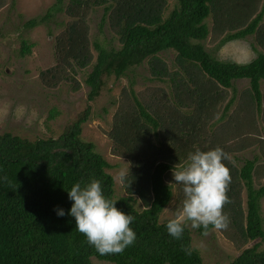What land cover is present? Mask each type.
<instances>
[{"label": "trees", "instance_id": "1", "mask_svg": "<svg viewBox=\"0 0 264 264\" xmlns=\"http://www.w3.org/2000/svg\"><path fill=\"white\" fill-rule=\"evenodd\" d=\"M259 1L175 0L168 11L165 0H56L42 18L27 22L26 28H33L59 13L67 18L55 39L56 65L40 74L42 79L50 75L52 86L67 69L73 72L74 68L89 67L84 85L88 88L87 101L93 102L117 79L146 63L153 80L168 83L176 94L171 104L163 103L161 111L151 112L152 108L142 105L132 91V103L126 104L123 97L109 132L113 155L131 163L121 197L115 196L113 179L106 173L111 167L93 144L80 138L81 127L90 117L89 106L66 124L56 139L30 141L0 134V264H92V259L107 264H203L199 253L191 248L188 230L176 240L167 234L165 223H159L172 198L165 179L170 175L173 184L171 169L181 165L189 151L219 146L230 155L232 146L227 144L242 137L243 130L249 136L250 129H243L241 123L229 124L221 135L213 129L233 103L231 97L217 118L223 93L233 92L235 81L248 82L245 98L258 108L264 54L257 53L244 65L220 62L205 51L202 42L209 34L204 22L212 18L215 34L224 35L220 46L251 36L258 29L257 41L264 49V21L258 28L264 4L246 26ZM97 8L102 9L100 31L107 27L118 48L111 47L110 42H90L84 20L88 11ZM235 17L239 18L236 23H227ZM243 26L246 28L238 30ZM31 48V43L22 41L19 55L29 54ZM91 50L96 53L94 63ZM168 50L175 53V71L171 73L158 57ZM55 114L51 112L49 119ZM224 163L231 182L226 190L229 202L222 211L231 228L240 234L242 244L256 242L229 264H264V248H260L264 239L260 216L264 185L257 190L253 187L256 159L243 161L239 168ZM90 178L98 179L104 195L134 218L130 226L136 239L121 253L98 254L76 231L74 218L67 215L71 201L65 189ZM241 186L245 190L244 213L238 199ZM137 204L142 205L141 210ZM54 207L63 208L65 216L57 217ZM211 229L209 226L208 231ZM197 232L203 235L201 229ZM182 247L190 248V254Z\"/></svg>", "mask_w": 264, "mask_h": 264}, {"label": "rangeland", "instance_id": "2", "mask_svg": "<svg viewBox=\"0 0 264 264\" xmlns=\"http://www.w3.org/2000/svg\"><path fill=\"white\" fill-rule=\"evenodd\" d=\"M56 0H0V134L10 133L21 139L34 141L37 138L56 139L66 124L81 114L85 107L90 108V117L81 127L80 138L85 143H91L95 151L111 167L106 171L114 182L116 197L123 196L122 183L116 178L120 170L128 172L131 163L127 158L116 157L112 153V144L109 140V132L112 127L113 117L123 97L126 104L132 103L130 91L138 101L150 112L162 110L163 103L171 104L176 90L168 83H159L153 80L148 67L142 64L133 74L129 73L117 79L109 85V89L103 90L93 102L87 101L88 88L84 85L86 75L90 68H74L63 75H58L57 84L52 86L50 75L41 78V72L55 67L54 44L56 37L63 30V23L67 22L62 14H57L53 19L39 22L33 28H26L29 21L38 20L44 16L49 7ZM168 11L175 4V0H165ZM264 4L260 0L256 8V14L246 22L249 25ZM102 9L90 10L85 18V26L90 42L111 43V47L118 48V43L111 40L113 33L107 27L99 29ZM241 19V18H240ZM238 17L230 19L227 23H236ZM264 21V12L259 23L260 28ZM209 34L202 42L205 51L220 62H230L244 65L252 61L257 53L264 54V49L258 44L259 32L247 36L241 40H235L220 46V40L224 35H216L213 30V19L205 20ZM246 26L238 30L245 29ZM32 44L30 53L21 57L19 49L21 42ZM92 61L96 53L91 50ZM163 66L168 72L175 71V53L171 50L158 55ZM61 77V78H60ZM56 82V80H55ZM108 83L110 80L107 81ZM73 88H76L75 90ZM259 90L261 102L258 108L246 94L249 92V84L246 80L235 81L233 92L224 91V102L218 109L217 118L222 114V108L233 97V103L222 122L214 126L218 135L223 134L229 124H243V129H250V134L243 130L242 137H235V141L227 145L232 146L229 156L232 165L239 168L243 161L256 159L254 173L252 174L253 187L257 190L264 185V82H260ZM131 106V104H130ZM56 113L49 119L50 113ZM243 145L245 147H243ZM242 147V148H241ZM241 148L240 151H236ZM171 174V173H170ZM170 175L165 179V184L171 186L172 198L168 206L159 216V223H166L173 218L179 209L182 193L178 185L169 182ZM172 179V176H171ZM238 199L241 210H245V190L241 186ZM138 210L142 209L137 204ZM260 216L263 219L264 229V198L260 201ZM189 232L191 248L199 253L203 264H229L240 253L252 247L256 242L242 244L239 233H236L228 224L224 229H211L207 234L199 235L197 229H192L190 224L185 228ZM260 248H264V239L260 242ZM92 264H107L91 260Z\"/></svg>", "mask_w": 264, "mask_h": 264}, {"label": "clouds", "instance_id": "3", "mask_svg": "<svg viewBox=\"0 0 264 264\" xmlns=\"http://www.w3.org/2000/svg\"><path fill=\"white\" fill-rule=\"evenodd\" d=\"M224 161L232 163L229 154L219 146L207 150L195 148L186 154L181 165L175 164L171 169L173 184L179 186L183 199L177 213L164 225L170 237L181 239L189 224L203 234H207L209 226L226 228L227 216L222 209L229 202L226 190L231 176ZM127 175L128 172L120 170L116 178L124 183ZM65 190L71 201L67 215L74 218L76 231L98 254H118L134 243L136 233L130 226L134 218L104 195L98 179L77 181ZM53 210L57 217L65 216L63 208ZM181 250L191 252L190 248Z\"/></svg>", "mask_w": 264, "mask_h": 264}, {"label": "crops", "instance_id": "4", "mask_svg": "<svg viewBox=\"0 0 264 264\" xmlns=\"http://www.w3.org/2000/svg\"><path fill=\"white\" fill-rule=\"evenodd\" d=\"M238 137V136H237Z\"/></svg>", "mask_w": 264, "mask_h": 264}]
</instances>
